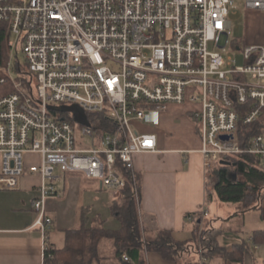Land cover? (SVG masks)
<instances>
[{"label": "built area", "instance_id": "obj_1", "mask_svg": "<svg viewBox=\"0 0 264 264\" xmlns=\"http://www.w3.org/2000/svg\"><path fill=\"white\" fill-rule=\"evenodd\" d=\"M244 7L264 12V0ZM236 12L235 0H0L11 51L22 48L27 66L15 79L9 62L0 78L14 86L0 94V190L39 175L34 225L46 234L58 172L85 173L118 196L134 156L158 150L136 122L159 125L170 104L186 102L200 104L206 171L244 157L264 171V43L239 45ZM73 105L89 125L60 109Z\"/></svg>", "mask_w": 264, "mask_h": 264}, {"label": "crops", "instance_id": "obj_2", "mask_svg": "<svg viewBox=\"0 0 264 264\" xmlns=\"http://www.w3.org/2000/svg\"><path fill=\"white\" fill-rule=\"evenodd\" d=\"M246 12L259 20L245 43L264 41V12ZM198 109L200 104L194 102L170 104L159 125L136 122L139 130L155 133L158 144L157 151L134 156L140 230L144 239H155L162 230L171 232L176 244L171 257L143 245L139 260L126 253L119 258L115 242L105 238L99 243L97 264H264V192L249 205L219 199L213 182L211 187L215 170L206 171L200 151V128L194 118ZM41 181L39 175L26 174L18 189L0 190V264H45V244L63 248L66 232L82 225L122 228L113 212L120 194L114 196L100 179L85 173L58 172L60 196L47 200L53 223L44 234L34 225ZM207 190L213 194L211 201L235 204L234 209L228 214L218 210L210 217Z\"/></svg>", "mask_w": 264, "mask_h": 264}, {"label": "trees", "instance_id": "obj_3", "mask_svg": "<svg viewBox=\"0 0 264 264\" xmlns=\"http://www.w3.org/2000/svg\"><path fill=\"white\" fill-rule=\"evenodd\" d=\"M10 30L6 24L0 23V78L8 77L3 68L10 62L11 48ZM12 81L0 85V94L13 89ZM230 164L219 163L215 169L213 190L219 199L227 203H242L249 205L259 193L264 192V171L260 169L258 160L254 157L229 158ZM126 184L120 196L113 202V212L121 220L122 228L112 231L103 226L82 225L80 228L66 232V243L61 249L51 247L46 255L47 264H97L99 243L110 238L117 246L116 255L121 258L128 254L134 260H139L143 245L148 249L158 250L165 257H171L174 250V239L171 232L162 230L155 239H144L140 230V219L137 199L140 194V180L131 172L123 171ZM136 186V187H135ZM213 194L207 190V202ZM123 200V202H122ZM131 235V237H130Z\"/></svg>", "mask_w": 264, "mask_h": 264}, {"label": "rangeland", "instance_id": "obj_4", "mask_svg": "<svg viewBox=\"0 0 264 264\" xmlns=\"http://www.w3.org/2000/svg\"><path fill=\"white\" fill-rule=\"evenodd\" d=\"M235 2L237 5V12L234 15H232V20H233L232 37L236 38L240 46H244L246 44L245 43L247 40L246 36L249 33V31L256 29L259 17L247 14L244 7L245 0H235ZM12 38L16 40L15 37ZM257 43H264V41H260ZM232 55L236 59L238 65L244 64V58L241 51L233 50ZM10 56H11L10 57L11 75L15 79H17L19 78L18 66H20L24 71H26L27 69L26 60L22 48L18 49V57L15 51L14 52L11 51ZM18 63H20V65ZM212 182L213 181H211V187H212ZM234 206L235 204L232 206H228L227 204L220 202L218 199L213 200L208 205V208L212 210L210 217L214 216V214H216L215 211L217 212L218 210H223L224 214H228L234 209ZM65 240L63 241V245L66 243Z\"/></svg>", "mask_w": 264, "mask_h": 264}, {"label": "water", "instance_id": "obj_5", "mask_svg": "<svg viewBox=\"0 0 264 264\" xmlns=\"http://www.w3.org/2000/svg\"><path fill=\"white\" fill-rule=\"evenodd\" d=\"M60 109L62 111H70V112H72L74 114V116H75V120H77L78 122L86 124V125L90 124L86 113L79 106H77V105L63 106V107H60ZM222 138L227 139L228 136L227 135H223ZM221 163L230 164L231 162L223 160V161H221Z\"/></svg>", "mask_w": 264, "mask_h": 264}]
</instances>
